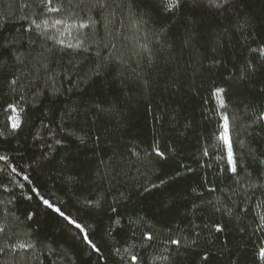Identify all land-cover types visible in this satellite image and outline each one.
Segmentation results:
<instances>
[{
    "label": "trees",
    "instance_id": "16d2710c",
    "mask_svg": "<svg viewBox=\"0 0 264 264\" xmlns=\"http://www.w3.org/2000/svg\"><path fill=\"white\" fill-rule=\"evenodd\" d=\"M106 2L47 13L40 0H0V264H204L205 252L207 264H258L264 68L243 69L264 43V0ZM20 243L32 247H10Z\"/></svg>",
    "mask_w": 264,
    "mask_h": 264
},
{
    "label": "snow or ice",
    "instance_id": "6c2138e0",
    "mask_svg": "<svg viewBox=\"0 0 264 264\" xmlns=\"http://www.w3.org/2000/svg\"><path fill=\"white\" fill-rule=\"evenodd\" d=\"M145 3L148 2V0H144ZM202 2V0H171V2H167V0H161V3L164 5L165 9H179L183 11L189 4L192 5H199ZM41 5L43 6V10L47 13H61L62 11H65L67 9L76 10L77 8H82L85 4L91 5L92 7L100 8L101 10L105 9L108 5L106 0H58V6H53V0H40ZM229 0H208V4L215 7V8H226L228 6ZM27 7V5H24ZM147 14V13H146ZM169 15H172V13H169ZM27 18V17H26ZM32 25L35 26V28L40 29L41 25L36 24L35 20L31 21ZM43 23L48 26L47 20L43 21ZM56 24L62 23V21L57 20L55 21ZM91 23V21H90ZM88 24H80L81 28L88 27ZM60 43H63V41H60ZM4 45L0 44V55H3ZM251 53L255 54L253 59H245L244 61V74L247 76L254 75L257 71H259L261 68H264V43H262L259 47L255 49H251ZM258 56V60L256 57ZM17 81L13 80L12 84H16ZM215 94L216 95H222L224 93V89L222 88H215ZM221 106L223 107L224 101H220ZM8 107L10 109H13L15 106L9 104ZM259 119L264 120V111L260 112ZM222 123V131L220 133V139L223 140L224 144L227 148V163H228V170L232 172L233 174L239 175L240 171H243L239 167V162L235 157V153L233 152V145L231 140V126H230V119L228 115H223L221 118ZM11 127L13 129H16L20 127V123L18 121H14L11 124ZM56 143H60L59 140L56 141ZM157 155L163 157L164 153L159 151V149H156ZM205 155H207V151H205ZM264 155V153H262ZM9 160V157L6 155H0V161L7 162ZM259 165H264V159H260L257 161ZM12 172H16V168L14 166H11ZM188 171H191V169H188ZM177 175H180V173H177ZM25 180L28 179L27 176L24 177ZM161 184L165 183L164 180L160 181ZM251 186V185H250ZM153 187H157V185H153ZM33 191H38V189H33ZM30 198V197H29ZM41 202L46 207L53 209L56 213L59 214V216L63 217L69 225H73L76 229H79L81 233L83 234V242L90 246V248L96 252L99 253L101 250L93 241L90 239V234L85 230V228L77 222L76 219H73L71 216L66 215L64 211L61 210L60 207L54 206L48 199H44L42 196L40 197ZM99 202H93L88 201V206H98ZM112 211L115 213L116 210L112 209ZM231 211V209H229ZM33 214H29V218H31ZM260 222L255 225V230L257 232H260L264 234V215L260 216ZM212 227L215 229L216 232H222L224 226L217 223L212 225ZM4 228L3 226H0V232H3ZM146 238L148 240L152 239L151 234H147ZM172 244L179 245V240H171ZM10 247L13 248V250L19 248V249H25V248H31V244L26 243H20L16 245H11ZM5 248L0 247V253H4ZM254 255L257 257L258 264H264V245L258 246L256 252ZM209 258V253L205 252L204 255L201 257V260L204 262V264H207V260ZM138 260V257L136 255L131 256V261L135 262ZM236 264H239L237 261Z\"/></svg>",
    "mask_w": 264,
    "mask_h": 264
}]
</instances>
